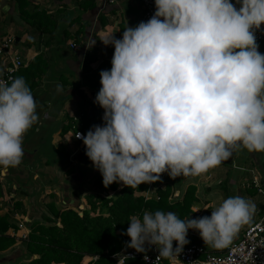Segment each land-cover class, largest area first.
Here are the masks:
<instances>
[{
  "label": "clouds",
  "instance_id": "9594fccd",
  "mask_svg": "<svg viewBox=\"0 0 264 264\" xmlns=\"http://www.w3.org/2000/svg\"><path fill=\"white\" fill-rule=\"evenodd\" d=\"M154 8L120 38L109 32L100 39L114 48L93 101L103 109L102 124L75 136L105 187L138 188L162 173L198 176L240 147L264 152V54L255 35L264 0H154ZM37 120L25 79H0V170L21 163L22 138ZM256 210L252 200L233 195L210 216L144 211L129 217L122 235L145 262L152 246L172 261L190 242V229L205 245L227 247ZM113 255L117 264L132 258Z\"/></svg>",
  "mask_w": 264,
  "mask_h": 264
},
{
  "label": "crops",
  "instance_id": "0c3cea01",
  "mask_svg": "<svg viewBox=\"0 0 264 264\" xmlns=\"http://www.w3.org/2000/svg\"><path fill=\"white\" fill-rule=\"evenodd\" d=\"M27 1L30 6L21 5L19 0H0V37L14 38V52L23 65L37 56L43 64L41 78L28 82V86L34 84L31 92L37 102L38 120L22 138L21 163L3 170L0 178V214L16 222L17 232L25 241L12 248L3 243L0 264H68L61 251L53 253L48 247V240L56 238L61 228L54 212L71 210L79 216L88 212L93 217L85 198L114 199L122 188L116 192L101 190L97 185L100 173L93 166L81 170L71 162L80 146L75 133L85 134L92 125L102 124L103 109L93 101L101 87L99 72L111 68L114 48L100 39L109 32L120 38L126 26L142 21L143 11L140 0ZM43 16L47 19L39 21ZM232 152L227 161L198 176L173 179L162 173L161 180L152 186L160 190L168 187L169 202L182 200L193 187V218L210 216L212 209L229 196L252 200L256 212L228 246L264 215V152L243 147ZM139 195L147 197L145 193L134 196ZM189 231H193L190 245L211 254L226 248L205 245L197 231ZM7 234L13 237L15 233L9 230ZM154 251L158 252L150 248L147 253Z\"/></svg>",
  "mask_w": 264,
  "mask_h": 264
},
{
  "label": "trees",
  "instance_id": "16d2710c",
  "mask_svg": "<svg viewBox=\"0 0 264 264\" xmlns=\"http://www.w3.org/2000/svg\"><path fill=\"white\" fill-rule=\"evenodd\" d=\"M19 3L30 6L27 0H19ZM39 18L41 22L47 19L44 16ZM259 52L264 54V44L259 45ZM42 67L43 64L37 56L28 62L27 66L23 65L14 77L22 76L28 85L30 79L41 78ZM29 87L32 91L34 84ZM155 184L156 182L152 183V186L155 187ZM97 185L106 192H116L121 188L117 183L105 187L101 175L97 179ZM135 193H145L147 197L134 196ZM170 195L168 187L163 190L153 189L149 188L148 184H140L138 188L122 187L114 199L89 195L85 200L93 217L88 212H83L82 216L71 210L54 212V216L60 220L61 228L56 238L48 240V247L53 253L61 251L65 255L64 261L68 264H115L113 254L120 252L125 241L130 240V237L122 235L128 227L130 216L142 217L144 211L161 210L173 211L181 219L193 218L191 202L195 200L194 188L189 187L182 200L169 202ZM18 207L19 205H16V208ZM9 230L14 231L13 237L7 234ZM17 231L16 222L10 216L0 214V248L3 243L12 248L24 242ZM128 264L142 262L139 258H134L130 259Z\"/></svg>",
  "mask_w": 264,
  "mask_h": 264
},
{
  "label": "built area",
  "instance_id": "2783aa9c",
  "mask_svg": "<svg viewBox=\"0 0 264 264\" xmlns=\"http://www.w3.org/2000/svg\"><path fill=\"white\" fill-rule=\"evenodd\" d=\"M142 6V21H147L154 13V0H140ZM258 45L264 44V24H261L260 29L255 32ZM0 58L3 67L0 69V79L8 80L9 77H14L17 71L23 66V61L14 52V38L7 35L0 37ZM80 133V132H79ZM77 132L75 133V135ZM81 135H83L81 133ZM76 141L82 139L74 136ZM3 170H0V178ZM152 188V183L148 184ZM193 231H188L187 239L190 241ZM120 252L130 255L132 258H139L142 264H264V215L248 226L240 238L233 244L226 247L221 253L211 254L204 248L190 245L184 246L183 252L177 260H168L160 258L159 253H147L149 257L145 262L144 254L135 252L134 249L126 248V242ZM176 242L173 241V247ZM151 248H155L152 246ZM115 264L116 259L112 256Z\"/></svg>",
  "mask_w": 264,
  "mask_h": 264
},
{
  "label": "water",
  "instance_id": "95a60500",
  "mask_svg": "<svg viewBox=\"0 0 264 264\" xmlns=\"http://www.w3.org/2000/svg\"><path fill=\"white\" fill-rule=\"evenodd\" d=\"M71 162L81 170H88L92 166L91 161L85 155V146L82 141H80L79 149L72 156Z\"/></svg>",
  "mask_w": 264,
  "mask_h": 264
},
{
  "label": "rangeland",
  "instance_id": "374dc122",
  "mask_svg": "<svg viewBox=\"0 0 264 264\" xmlns=\"http://www.w3.org/2000/svg\"><path fill=\"white\" fill-rule=\"evenodd\" d=\"M86 261V260H85Z\"/></svg>",
  "mask_w": 264,
  "mask_h": 264
}]
</instances>
